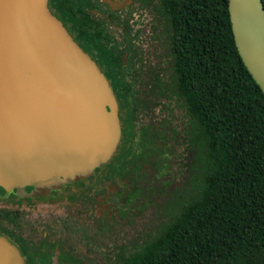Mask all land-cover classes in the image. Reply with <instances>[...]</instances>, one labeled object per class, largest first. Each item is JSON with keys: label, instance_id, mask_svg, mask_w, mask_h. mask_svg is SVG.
Instances as JSON below:
<instances>
[{"label": "trees", "instance_id": "1", "mask_svg": "<svg viewBox=\"0 0 264 264\" xmlns=\"http://www.w3.org/2000/svg\"><path fill=\"white\" fill-rule=\"evenodd\" d=\"M138 2L164 28L172 73L148 74L169 100H183L198 131L199 170L180 212L124 264H264V92L239 53L229 0ZM76 25L75 42L104 69L119 110L141 105V88L150 87L143 39L123 62L116 47Z\"/></svg>", "mask_w": 264, "mask_h": 264}, {"label": "water", "instance_id": "2", "mask_svg": "<svg viewBox=\"0 0 264 264\" xmlns=\"http://www.w3.org/2000/svg\"><path fill=\"white\" fill-rule=\"evenodd\" d=\"M229 3L239 53L264 92V2ZM121 132L110 81L49 0H0V190L37 194L88 177L114 157ZM0 264H24L3 237Z\"/></svg>", "mask_w": 264, "mask_h": 264}, {"label": "flooded vegetation", "instance_id": "3", "mask_svg": "<svg viewBox=\"0 0 264 264\" xmlns=\"http://www.w3.org/2000/svg\"><path fill=\"white\" fill-rule=\"evenodd\" d=\"M51 1L55 16L74 39L81 36L77 32L76 24H79L80 28L88 27L95 36L108 41L109 47H116L119 50L118 53L123 56V62H128L132 56L135 57L138 35L144 38L143 31H138L137 10L142 9L138 0L130 4H124L128 0ZM136 1L140 7L137 6ZM63 2L66 4V13L61 9ZM113 2L122 6L116 7ZM139 53L141 55L142 52ZM144 74L145 83H149L150 87L141 88L139 97L143 103L138 107L120 105L119 110L123 136L127 135L132 143V147L129 146L130 143L127 144V149L134 151V158L132 157L129 161L120 159L113 166L108 164L97 168L90 176L78 183L80 188L86 189L95 178L101 177L97 193L93 188L87 190L86 194V198L94 196L97 201L94 202L97 205L91 204L88 210L65 209L61 213L44 211L33 213L9 205L0 207V237L7 239L18 248L24 264H124L120 261L124 252H129L128 257L138 252L148 241L160 235L182 209L184 195L190 193L196 185L199 151L195 137L189 138V159L182 163L181 159H177L176 149L171 147L167 140H163V136H159L154 127L146 124V119L152 116L157 107H164L165 110L169 108L164 106L160 99L161 96L168 98L166 89L153 87L152 73ZM128 82L134 83L129 78ZM158 151L162 154L159 163L156 159H151L152 153ZM141 159L151 161V164L148 163L150 169L138 166L133 168L136 160L138 162ZM133 169L143 172L148 185L158 186L157 191H162L166 198L160 211L157 210L155 214H152L156 219L154 218L155 220L147 226L145 231L147 241L141 245H133L132 250L129 249L131 251L126 248L120 251L117 248L119 237H116L108 228L101 226L97 217L98 224L93 217L92 209H96L98 201L102 199L110 204L112 202L110 197L114 196L115 203L111 204L113 209L122 213L128 211L130 192L134 190L133 176L134 173L136 174ZM71 185L73 184L68 183V186ZM1 191L8 193L1 197L7 196V201L10 203L22 200L23 197H25L24 200H30L33 199L32 197L39 199L43 196L52 199L53 196L55 199H60L62 196L54 191L50 196L45 191L34 195V187H27L26 192L22 194L18 190ZM111 250L119 251V253L111 254ZM75 257L82 258V261L76 260Z\"/></svg>", "mask_w": 264, "mask_h": 264}, {"label": "rangeland", "instance_id": "4", "mask_svg": "<svg viewBox=\"0 0 264 264\" xmlns=\"http://www.w3.org/2000/svg\"><path fill=\"white\" fill-rule=\"evenodd\" d=\"M132 2H135V0H128L124 4H130ZM136 3L137 6L140 7L137 1ZM113 4L116 7L122 6V4H117L116 2H113ZM152 8L149 7L148 9H139L137 12L136 18L138 31H143L144 36L141 44L143 47H141L140 52H142L141 56L146 61L145 64L149 67L146 71L152 73H155L156 71L164 72L163 75L165 74L167 77L164 78L168 80V76L170 73H172V71L169 68V55L166 46L167 41L161 36V33L164 32V28L159 23V20H157V14L153 11ZM101 70L105 74L104 69L101 68ZM160 99L164 103V106H167L169 109L165 110L164 107H157L154 110L152 116L146 119V124L154 127L158 135L163 136V140H167L169 145L176 149L175 154L177 156V159H181L182 163L184 161L186 162L189 159V138L194 136L196 139L198 131L195 128H191L192 119L189 116L183 100L177 98L169 100V97L167 98L165 96H161ZM122 126L123 125L121 123V130H123ZM129 143V146L132 147L130 138L127 135L123 136L122 131L120 136V143L118 145L116 153L114 157L108 162V164H111L113 166L120 159H126L129 161L132 159V157L134 158V151H132L130 148L127 149V144ZM123 145L124 147H122ZM129 151L131 152L130 154ZM161 157L162 154L159 151L153 152L151 155V159H156L158 161L157 163L160 162ZM148 163L151 164V161L141 159L137 162L136 160L133 168H136V166H138L143 168L145 167V169H150V167H148ZM184 167H186V165ZM139 169L136 171L133 169L136 174L134 173L133 176L134 179L132 185H134V190L130 192L131 196L128 201V204L130 206L128 211L126 210L125 213H122L121 211L113 209V206L111 204H113V202L115 203V201L113 200L114 196H109L112 201L110 204H108L106 200L103 201L104 199H102L98 201V207L96 209H92L93 217H95L94 219L96 220L98 217L101 226L108 228L116 235V237H119L120 240L117 243V248H119L120 251L124 248L132 250L133 245H141L143 242L147 241L145 232L147 230V226H149V224L156 219L152 214H155L157 210L160 211L161 205L166 198L162 191H157V189L159 188L158 186L148 185L147 178L143 176V172H139ZM91 174L92 173H90L89 176ZM82 179H84V177L74 178L72 181L63 183L59 187H55L45 192L50 196V194L53 193L52 191H54L57 195H62L60 199H55V197L53 196L52 199H47L41 196V198L39 199H37L36 197H32L33 199L24 200L25 197H23L22 200L10 203L7 201V196L5 198L1 197L2 195H7L8 193L5 194L1 191L0 207L9 205L10 207L13 206L14 208H19L24 211H31L33 213H38L40 211L61 213L65 209L88 210V207L91 204L95 206L97 205V203L94 202L96 201V198H94V196L92 198H86V194L88 193L87 190H91L94 188L95 192L97 193L99 189V183L101 182V177L95 178L90 183V185L87 186L86 189L79 187L80 184L78 183ZM68 183H72L73 185L68 186ZM74 184H77L78 186H75ZM26 189L22 192L20 191V193L22 194L26 192ZM109 197L105 198L109 199ZM98 220L96 221L98 222ZM114 253H119V251L111 250V254ZM124 253L125 254L121 255L122 258H120L121 263L124 262V259L127 258L129 254V252ZM75 259L80 261L82 258L75 257Z\"/></svg>", "mask_w": 264, "mask_h": 264}]
</instances>
